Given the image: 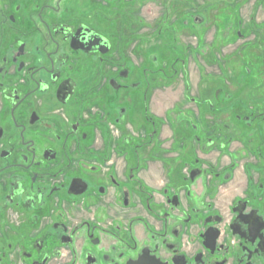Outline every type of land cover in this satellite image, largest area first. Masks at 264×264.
<instances>
[{
  "label": "flooded vegetation",
  "instance_id": "flooded-vegetation-1",
  "mask_svg": "<svg viewBox=\"0 0 264 264\" xmlns=\"http://www.w3.org/2000/svg\"><path fill=\"white\" fill-rule=\"evenodd\" d=\"M148 1L0 0V264H264V22Z\"/></svg>",
  "mask_w": 264,
  "mask_h": 264
},
{
  "label": "rangeland",
  "instance_id": "rangeland-1",
  "mask_svg": "<svg viewBox=\"0 0 264 264\" xmlns=\"http://www.w3.org/2000/svg\"><path fill=\"white\" fill-rule=\"evenodd\" d=\"M176 1L179 0H171V4L167 3L169 2V0H155V6L154 4L147 2L143 4L142 8H141V12H142V16H145L146 19V24L150 23L153 18H156L155 21L157 23V33L160 32V30H162V32L164 31L163 29H161V26H163L162 22H160V20L164 19V16L168 14L169 10H168V6L173 5L174 8H176V6H180L179 3H177ZM263 0H188V6H189V10H199L201 9L202 12H208L210 14V16L208 17L207 20V25L208 27H210V34L213 35L214 31H217V29L215 28L216 25L213 24V22L218 21V17L216 18L215 16H213V14H217V13H221L224 14L222 17H220L222 20H230V17L232 16V12L236 11V13H238L239 18L244 21V26H246L248 24V21L250 18H252V22H251V26L253 28V33L256 34L257 36H261L263 33V29H262V23L264 22V11L261 8V3ZM200 8V9H199ZM175 11V9H173ZM200 11V12H201ZM150 12V14H148ZM213 12V14H211ZM224 12V13H223ZM231 13V14H230ZM175 15V13L173 14ZM238 16L236 15V18H238ZM219 18V19H220ZM173 21H176V18L172 19ZM158 22H160V24H158ZM247 23V24H246ZM257 24V25H256ZM243 26V27H244ZM156 29V28H155ZM148 30V29H147ZM144 30V32L146 33H150V30ZM145 33V34H146ZM209 39L210 36L207 37ZM258 38V37H256ZM185 44H187V46H189L190 48L187 55L188 54H192V57H190L189 60V66H188V74H189V81H188V87L191 91H193V93H195L197 90L200 91L202 88V84H201V77L198 78L197 75V70L198 67L200 68V64H203L204 66V76H212L214 74L218 73L217 68L210 64L206 63V60L203 63L202 58L199 61V53L198 55L195 53V48L197 47V40L195 39H189L188 41L183 40ZM211 41V40H210ZM206 42V45L210 42ZM157 43V42H156ZM153 44V43H152ZM158 44V43H157ZM239 46L243 45L242 42H238ZM157 49V47H156ZM231 48H224L221 51V56L220 59L224 60L225 57H228V53L230 52ZM241 51V49H240ZM199 52V51H198ZM129 57H131L132 53L129 52L128 53ZM195 61V62H194ZM222 66H224V68H226V65L228 67V64H226L224 61L221 62ZM198 66V67H197ZM147 81V79H146ZM147 84L149 85V87L153 90L155 89L157 92L158 97L157 98H164V96H166L168 98L169 94L173 95L172 93H176L177 95L174 94V96L177 97V99H173L168 101V103L166 104L167 108H170L172 106V104L178 100L179 98H181V93H183L185 91V83H183V79L182 78H178L177 81H175L174 83H165L162 80H148ZM167 85V86H166ZM161 87H164L163 90H161ZM171 91V92H170ZM162 92H166L167 95H165ZM243 102H244V97H242ZM227 100V99H226ZM172 101V102H171ZM171 102V103H170ZM170 103V104H169ZM226 103V101H225ZM247 104V103H246ZM223 105V104H221ZM220 105V106H221ZM241 106H244L245 104H239ZM228 106V105H227ZM166 110V109H165ZM219 112V111H218ZM163 114L159 113V116H162ZM205 121H210V120H205ZM227 121V120H225ZM163 124V123H162Z\"/></svg>",
  "mask_w": 264,
  "mask_h": 264
}]
</instances>
